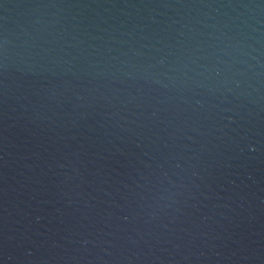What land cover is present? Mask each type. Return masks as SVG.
Wrapping results in <instances>:
<instances>
[{"label": "water", "instance_id": "1", "mask_svg": "<svg viewBox=\"0 0 264 264\" xmlns=\"http://www.w3.org/2000/svg\"><path fill=\"white\" fill-rule=\"evenodd\" d=\"M0 264H264V0H0Z\"/></svg>", "mask_w": 264, "mask_h": 264}]
</instances>
